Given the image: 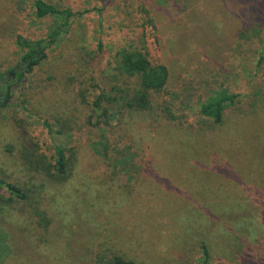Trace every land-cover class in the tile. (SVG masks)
Instances as JSON below:
<instances>
[{
  "label": "rangeland",
  "instance_id": "374dc122",
  "mask_svg": "<svg viewBox=\"0 0 264 264\" xmlns=\"http://www.w3.org/2000/svg\"><path fill=\"white\" fill-rule=\"evenodd\" d=\"M34 1L0 0V72L22 74L0 108V264H264V0H44L66 25ZM57 25L24 71L17 35ZM122 51L168 68L145 110ZM56 148L67 179L32 180L25 155ZM2 180L37 187L15 201Z\"/></svg>",
  "mask_w": 264,
  "mask_h": 264
},
{
  "label": "trees",
  "instance_id": "16d2710c",
  "mask_svg": "<svg viewBox=\"0 0 264 264\" xmlns=\"http://www.w3.org/2000/svg\"><path fill=\"white\" fill-rule=\"evenodd\" d=\"M34 7L36 17L40 18L50 14L59 15L64 19V25L67 24V19L71 16V12L68 9L59 8L44 0H35ZM60 28L61 26H55L48 34L47 39H39L35 42L17 35L16 42L25 48L20 62L24 71H30L41 60L43 56L42 43L44 41L48 44L55 43L60 34ZM117 64V69L120 72L138 78L139 89L133 97L125 101V107L127 109L145 110L149 105L150 93L161 90L166 84L169 75L168 68L165 64H152L144 53L138 51H122ZM11 76H17L15 69L11 70V75L0 72V108L5 106L11 98V94L9 93L11 82L13 81ZM20 76H22L21 72H19L16 78L19 79ZM107 99L110 102L115 101L114 97H107ZM231 99L232 97L230 96L219 95L212 97L200 105L199 111L203 116L211 118L214 122H220L225 104ZM95 104L98 105V101ZM107 112V109H105L104 113ZM24 159L26 168L32 173V180L38 178L40 181V178H44L51 182H62L68 177L69 161L63 148L55 149L53 162L47 161L30 151L25 155ZM2 182L10 195V199H15V201H27L30 198V193L32 194L37 187L36 184L32 183L30 191H26L17 183L4 180ZM39 188L41 187L39 186ZM8 201L11 202L10 200ZM203 255L206 260L208 253L205 246L203 247ZM111 261L113 262L112 264H141L120 255H113Z\"/></svg>",
  "mask_w": 264,
  "mask_h": 264
},
{
  "label": "flooded vegetation",
  "instance_id": "af4514ba",
  "mask_svg": "<svg viewBox=\"0 0 264 264\" xmlns=\"http://www.w3.org/2000/svg\"><path fill=\"white\" fill-rule=\"evenodd\" d=\"M9 75L11 74V73H8Z\"/></svg>",
  "mask_w": 264,
  "mask_h": 264
}]
</instances>
